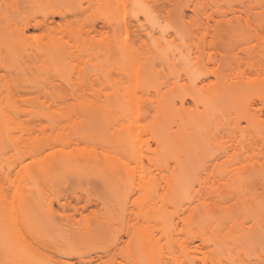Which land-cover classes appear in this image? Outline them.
<instances>
[{
  "label": "rangeland",
  "instance_id": "1",
  "mask_svg": "<svg viewBox=\"0 0 264 264\" xmlns=\"http://www.w3.org/2000/svg\"><path fill=\"white\" fill-rule=\"evenodd\" d=\"M77 1L88 9L66 19L56 17L51 29H27L28 21L42 18L45 12L69 9L79 2L0 0V106L14 97L11 101L16 103L12 107L16 110L10 112L13 118L6 116L9 135L0 140V166L18 163L17 150L29 144V132L52 139L59 132L68 133L71 126L94 139L75 151L94 147L101 153L100 140L113 138L127 126H140L145 119L149 123L152 115L131 117L116 108L115 114H104L95 122L80 111L85 100L101 103L116 96L127 101L132 90L143 104H157L164 95L182 98L179 92L184 85L202 86L213 79L207 72L218 65L221 54L246 58L259 49L255 32L264 17V0ZM93 25L97 31H92ZM257 26L264 35V25ZM222 68L234 73L238 64ZM145 71L152 74L148 83L131 81L132 74ZM252 96L246 101L250 111L259 115L256 124L263 125L264 110ZM185 98L186 108L191 109L193 99ZM228 122L215 128L213 138L218 141L210 135L217 144L208 137L210 144L202 140L186 145L185 149H194L201 144L214 159L210 155L202 159L199 155L205 150L200 146L203 151L197 152V159L192 150L183 152L190 153L187 161L182 159L189 154L177 156L172 151L162 170L148 158H142L141 165L139 158L123 153L115 157L129 161L125 164L131 172L89 168L81 177L83 166L90 164L81 155L75 158L78 165L73 161L77 170L70 173L26 179L15 170H2L0 264H161V256L166 261L162 264H264V171L258 165L242 168V157L228 162L223 156L215 158L223 150L220 146L236 152L249 143L245 137L240 140V131L229 133ZM180 131V120H172L168 134L173 142L179 140ZM11 137L20 138L13 142ZM143 137L146 142L149 135ZM222 141L224 145H219ZM150 144L155 147L153 141ZM40 158L45 160L46 153ZM174 179L182 183L177 199L168 186ZM162 224L167 227L164 232L169 228L168 234H162ZM252 224L259 242L255 239L257 245L245 251L247 255L238 253L243 249L237 244L241 241L233 240L236 246L232 238ZM202 236L208 240L204 246ZM192 245L201 252L188 255L189 248L196 249Z\"/></svg>",
  "mask_w": 264,
  "mask_h": 264
},
{
  "label": "bare ground",
  "instance_id": "2",
  "mask_svg": "<svg viewBox=\"0 0 264 264\" xmlns=\"http://www.w3.org/2000/svg\"><path fill=\"white\" fill-rule=\"evenodd\" d=\"M54 1L59 2V3H70L72 5H74L75 2H79V3L75 7H72L69 9L68 8L67 9L53 8L50 11L45 12L42 18L34 19V21L32 22L28 21L25 27L27 29L29 28L39 29L38 27H45L47 29H51L52 27L51 24L55 21L56 17L66 19L68 14L70 13L76 15L88 9V6H83L81 1H77V0H54ZM261 13L263 16L264 10ZM257 25H260L261 27L262 25H264V17L260 18L258 20V24H256L255 34L258 35V38L260 40L259 41L260 43L258 44L259 49L256 51V53L253 54V56L246 57V58L238 56V55H231L230 53L221 54L218 65L210 68V71L208 69V72H207L208 73L207 75H209L208 77L212 76L213 79L208 78L209 80H207V82L202 86L197 85L194 82V80H193L194 83L191 82L192 85L191 84L184 85L182 91L179 92L183 94L182 98H180L179 95L178 97H176L177 101L178 99H180V104H178L176 101V98H174L177 95L171 92L170 93L173 94L174 97H171V95L164 97L166 96L164 95L162 98H160L157 101V104H153V102H151V104L147 102L146 104H143V103H140V101L136 99L135 92L133 90L129 92V98L127 101L124 100V98H121V97L118 98L116 96H109L107 99L103 100L101 103H98L95 100H85L84 103H82L80 106V109H81L80 111L83 113L85 117L87 116L86 118H90L91 120L94 119L95 122H97L100 119V117H102L104 114L110 115L111 113H114L116 108L122 109L121 111L125 110L126 114L131 115V117H139L140 114L141 115L143 114L144 117L148 115H152L149 123H148V120L145 119L146 122L144 123L145 125L142 124L144 125L143 127L142 125L127 126L123 130L122 129L118 130L117 132L119 133L117 134L116 132L113 138L100 140L104 144L103 152L101 153L97 152L94 147H91V148L83 147L81 148V150L78 149V151H75V149L78 148V146H80L81 143L86 144L89 141H94V139L86 136L85 134H81L80 131H77L76 129L79 127L75 129V126H71L70 127L71 129L70 131L68 130L69 131L68 133L59 132L56 134V137L52 139H44L39 136L35 137L31 135V133L29 132L30 134L28 133V135L30 136L28 138L26 137V139L27 141L28 140H31V141H28L27 144L28 143L29 144L26 145L25 147L23 148L20 147L21 150L20 149L17 150V155L19 156L18 163H16V165H13V166L12 165L11 166L1 165L0 172L2 170H6L8 172L15 170L16 174L26 179L28 178L37 179L40 177L50 175L54 172L55 173L56 172L57 173L69 172L70 173L72 171L74 172V169L78 167L77 166L78 162H76L77 160L75 161V158H77L76 156L79 157L80 155L81 156L79 158H83L84 160L86 159L85 161L87 162V164L88 162H90L88 166H83V168L86 167L83 169V171L79 172L80 173L79 175L81 177H83L86 172H90V169L91 171L92 170L95 171L96 169L101 171L100 169L107 168L108 170L106 169L105 170L109 172H113V171L121 172L122 170L125 169L127 172H131L132 169L131 167L128 166L129 161L121 160L122 161L121 162L118 159H116L115 156L118 153H123V154H127L128 156L131 155V156H135L139 158L141 165L143 164L142 158H145V159L148 158L149 163L151 164L153 163V165L155 164V166H157L158 169L162 170V169H165L167 165L169 164L167 161V157L171 154L173 155L172 151H174L175 153L174 155H177V156H184V155L187 156V154H189L188 157H185L184 159H182L183 161H185L187 158L189 159L191 152L193 153L195 152L193 156L196 159L198 158V155H199L198 153L203 150H205V154H203L204 153L203 151L202 154L200 153L201 155H199V156H202L201 157L202 159H204L203 155H205V157L207 155H210L211 153L208 152L209 150L207 151L208 153L207 154L206 153L207 149H205V147L203 149L201 144L200 146L203 150L200 149L199 144L198 146L195 144L197 146V148L196 146H194V149L196 148L195 150L193 149V146L185 149L186 145L188 146H190L191 144L194 145L191 142L194 141L195 143V141L198 142L202 140L206 141L205 144L207 143L210 144L209 141H211L212 143V140L216 139V137L213 138L214 136H216V132L214 131L215 128L221 127L228 122L227 115H231L232 117V120L228 122V124H230L229 133H231L232 130L240 131L241 132L240 140L242 141L244 137L245 139L247 138L248 140L247 139L246 140L247 142H249L248 143L249 146L247 145V148H246L247 150L244 148V149H239V151H236V152L232 149H229V147L227 146H224V147L220 146L221 148H223V150L218 151V153L216 152L217 154L215 153L216 154L215 158L220 159L221 156H223L226 158V159L224 158L225 161L228 162L229 160L235 161V159H237L238 157L240 158L242 157V159H240L241 162H239L238 160L240 164L243 163L241 164L242 168H245L246 166H248V164H250V166L252 167H256L258 165L260 169L264 171V124L263 125L262 123H258V125L256 124L258 122L259 115L257 116L256 111L255 112L250 111L251 110L250 103L249 101H246L248 97H251L253 95L252 97L258 98V101H259L258 103H260L262 109L264 110V35L260 34L261 31L257 29L258 27ZM91 29L92 31H97L96 25H93V28ZM261 42L263 43V45ZM159 51H160V48L158 49V52ZM233 62L238 64L237 72L227 73L226 71L223 70L222 68L223 64H225V67H229V65L232 64ZM132 75L133 76H132L131 81L133 83L139 82V83L145 84V83H148L152 78V74L149 71H145L140 74H132ZM195 84L198 86V88L196 87ZM187 95H190V98L193 99V103H192L193 107L191 109L186 108V105H185V102H186L185 96ZM14 98H12L11 100L14 101ZM10 101L9 102L8 100L3 101V102H6V105L4 107L0 106L1 108L0 116L3 113L0 118L1 119L0 120L1 121L0 122V138H1L0 140H2V138L4 139L7 135H9L7 131L9 130L8 124H6L7 123L6 121L8 119L6 116H8L9 114L8 118L9 117L13 118L12 116L14 114L11 115L12 113L11 109H13L12 107L16 106L15 102L12 104V101L11 102ZM124 102L127 103V105ZM235 102L237 103V105L235 104ZM36 113L38 112L36 111ZM65 113L64 114L60 113L59 116L64 117ZM143 116H141V118ZM145 118H148V117H145ZM174 119H179L180 124H181V131L178 136L179 140L181 141L179 142L180 144L176 142V141H179L177 138H175L177 140L173 142L172 136L168 134V126H170V123ZM241 119L246 122V125L241 124L240 122ZM255 119L257 121H255ZM5 124L7 127H5ZM260 125L262 126L258 127ZM187 127H192L194 128V130H191V131L187 130ZM141 133H144V134H141ZM145 134L149 135L148 139H147L148 136L146 137V142L144 141L145 137H143ZM210 135L212 136L213 139L211 138ZM173 136H177V135L173 134ZM208 137L210 138V140L208 139ZM18 138L11 137L10 140L15 142L18 140ZM214 140H213V143H216L218 141L217 139H216L217 141H214ZM150 141H153L155 143V147H153L152 144H150ZM142 142L146 145V147H144V144ZM218 144L224 145V142L222 141V143H218ZM174 145L178 147L175 150H173ZM205 146H208V145H205ZM70 148H73V149H70ZM185 150L189 152L191 150L192 151L190 153L187 152L183 154ZM213 151L214 150H212V152ZM240 151H243V152H240ZM44 153H46V159L42 160L40 156ZM208 157L209 156H207V158ZM210 157L214 159L213 156L210 155ZM79 158L77 159L79 160ZM73 161L74 163L76 162L77 165H73ZM102 162H103V166H102ZM194 162L195 160H193V164H195ZM117 163L119 164L117 165ZM125 163L126 164L128 163V165H126ZM121 167L123 169H121ZM140 167L143 169V166H140ZM79 168H82V167H79ZM262 176L264 178V173L262 174ZM168 186L170 190L172 191L173 198L177 199L179 197V191L182 188L181 181L174 179L168 183ZM229 219L227 220L232 221L231 219L233 218L229 217ZM233 220H235V221H232L233 224L237 223L236 219H233ZM165 223L167 225L168 221L166 222L165 220L164 224ZM164 224H162L163 226L162 234L163 235L168 234L169 232V228L166 229L168 225L166 227L164 226ZM252 225L249 226L250 229L248 228L249 230H247V232L242 231L243 229L241 230L239 229L237 231V232L241 231L240 234L242 236L239 235L238 233L237 238L235 237L236 239H234V237L232 238L233 244L234 243L236 244V241H233V240H237L238 238L241 241V243L238 241L239 243L237 244H240V245L242 244L241 247L244 250L243 249L240 250V246H239V248L237 247L240 250L238 253L244 251V253L247 255L248 253L246 252H248V250H250L251 247L253 246L256 247L257 243L255 242V239H256L255 236L257 234V231H256L257 228L255 225L253 226ZM164 227H166L165 229L167 230V233L164 232L163 230ZM242 232L244 234H242ZM201 239L203 242L201 243L202 245L203 244L206 245L208 243L206 242L208 241L206 237L202 236ZM257 242L259 241L257 240ZM244 246H246V248ZM186 252L188 253V255H191V253L193 254L194 252L195 253L201 252V250L198 249V247L196 249L189 248ZM161 257L163 259V256ZM193 257L195 258L196 255H194ZM162 259L160 260L164 262L165 260L164 259L162 260Z\"/></svg>",
  "mask_w": 264,
  "mask_h": 264
}]
</instances>
